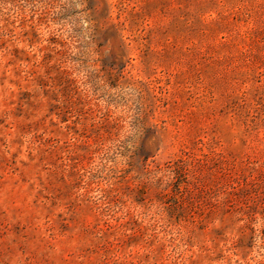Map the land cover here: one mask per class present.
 I'll return each instance as SVG.
<instances>
[{"label": "rangeland", "instance_id": "374dc122", "mask_svg": "<svg viewBox=\"0 0 264 264\" xmlns=\"http://www.w3.org/2000/svg\"><path fill=\"white\" fill-rule=\"evenodd\" d=\"M0 264H264V0H0Z\"/></svg>", "mask_w": 264, "mask_h": 264}]
</instances>
